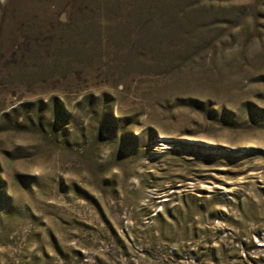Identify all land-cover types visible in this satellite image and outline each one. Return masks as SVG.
Returning <instances> with one entry per match:
<instances>
[{
  "label": "rangeland",
  "instance_id": "rangeland-1",
  "mask_svg": "<svg viewBox=\"0 0 264 264\" xmlns=\"http://www.w3.org/2000/svg\"><path fill=\"white\" fill-rule=\"evenodd\" d=\"M0 264H264V0H0Z\"/></svg>",
  "mask_w": 264,
  "mask_h": 264
}]
</instances>
